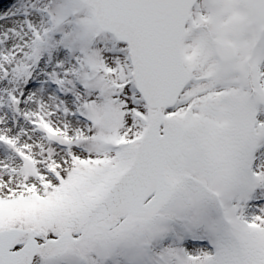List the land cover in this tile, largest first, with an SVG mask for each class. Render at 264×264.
<instances>
[{
  "label": "snow or ice",
  "instance_id": "6c2138e0",
  "mask_svg": "<svg viewBox=\"0 0 264 264\" xmlns=\"http://www.w3.org/2000/svg\"><path fill=\"white\" fill-rule=\"evenodd\" d=\"M0 264H264V0H0Z\"/></svg>",
  "mask_w": 264,
  "mask_h": 264
}]
</instances>
